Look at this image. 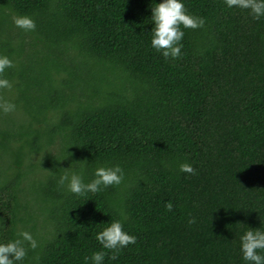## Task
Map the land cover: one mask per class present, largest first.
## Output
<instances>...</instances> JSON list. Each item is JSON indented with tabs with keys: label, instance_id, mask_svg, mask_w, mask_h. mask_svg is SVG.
I'll return each instance as SVG.
<instances>
[{
	"label": "trees",
	"instance_id": "16d2710c",
	"mask_svg": "<svg viewBox=\"0 0 264 264\" xmlns=\"http://www.w3.org/2000/svg\"><path fill=\"white\" fill-rule=\"evenodd\" d=\"M184 3L204 24L164 58L152 0H0L13 61L0 101L15 104L0 111V240L32 232L22 264H86L93 251L102 264H245L239 235L264 227V16ZM22 14L33 29L13 23ZM71 162L85 180L100 165L124 176L77 195L57 183ZM113 219L136 237L114 259L95 239Z\"/></svg>",
	"mask_w": 264,
	"mask_h": 264
},
{
	"label": "clouds",
	"instance_id": "9594fccd",
	"mask_svg": "<svg viewBox=\"0 0 264 264\" xmlns=\"http://www.w3.org/2000/svg\"><path fill=\"white\" fill-rule=\"evenodd\" d=\"M228 8L238 7L248 9L254 19L264 16V0H224ZM151 46L160 52L164 58H177L183 47L181 41L185 33L184 28H197L204 24V18L192 15L185 7L184 0H152L151 4ZM13 23L24 30L35 27L34 20L27 14L15 15ZM13 61L9 56L0 54V73L5 68L11 67ZM11 83L7 78H0V88H9ZM15 104L11 101H0V111L14 110ZM73 162V161H72ZM67 167L57 179L59 185L65 186L71 193L82 195L87 192L96 193L103 187L119 184L124 176V171L119 164L97 166L90 180H85L84 174L73 168V163ZM181 172L194 173L195 169L190 163L179 164ZM171 209L170 202L166 205ZM123 216V214H121ZM191 222V221H190ZM244 224V223H242ZM95 239L103 249L115 252L134 243L136 237L123 228L122 219H113L106 223L95 233ZM37 239L26 228L17 229L13 236L7 240H0V264H22L28 249H35ZM239 249L245 264H264V227L248 226L239 235ZM105 253L93 251L90 256H85L86 264H102Z\"/></svg>",
	"mask_w": 264,
	"mask_h": 264
}]
</instances>
